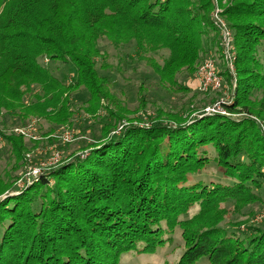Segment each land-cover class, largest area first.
Masks as SVG:
<instances>
[{
  "label": "trees",
  "instance_id": "16d2710c",
  "mask_svg": "<svg viewBox=\"0 0 264 264\" xmlns=\"http://www.w3.org/2000/svg\"><path fill=\"white\" fill-rule=\"evenodd\" d=\"M225 1L0 0V121L23 126L37 118L51 128L41 137L55 142V129L72 123L71 97L82 87L96 113L110 97L104 87L113 85L96 69L100 37L115 47L134 43L136 54L168 51L163 66L152 65L160 84L166 92L190 90L176 76L185 69L194 79L211 55L221 60L213 15ZM220 16L237 51L229 116L162 119L161 113L150 126H124L115 135L124 118L110 111L113 120L103 121L102 136L84 158L61 161L20 188L16 177L8 185L0 175V197L7 193L0 198V264H120L130 251L153 253L177 227L185 249L176 264L204 257L209 264H264V225L248 232L221 228L220 216L202 220L224 212L220 205L262 202L264 195V131L250 117L231 116L255 115L252 100L264 89V0H227ZM111 22H118L116 34L108 31ZM43 58L73 62L72 83ZM219 70L231 89L223 64ZM2 134L18 169L32 148L22 135ZM212 162L227 182H192ZM10 188L19 190L11 195ZM195 206L196 216L180 220Z\"/></svg>",
  "mask_w": 264,
  "mask_h": 264
},
{
  "label": "rangeland",
  "instance_id": "374dc122",
  "mask_svg": "<svg viewBox=\"0 0 264 264\" xmlns=\"http://www.w3.org/2000/svg\"><path fill=\"white\" fill-rule=\"evenodd\" d=\"M225 2L222 5L223 7ZM222 6L217 5V8L222 11ZM108 29L110 34H116L118 32V22L109 23ZM97 47L100 53L95 58L98 63L96 69L102 76L111 78L113 85L104 87V91L109 93L110 97L101 100V107L97 108L96 113L91 112V104L87 102L89 93L82 87L76 90L75 93L73 92L71 97L72 123L69 126L55 129L54 136H52L55 142H48L47 139L41 137L44 133H48L51 128L44 121L37 118L29 119L23 126L18 125L17 120L10 118H6L5 123L0 121V137L2 138L0 143V175L7 180L8 185L13 182L12 177L14 176L16 177L13 182L14 187H23L24 183L32 178L34 170L41 169L39 172L41 174L55 167L61 161L71 159V157L79 155L84 158L89 147L95 145V142H98V139L102 136L103 121L113 120L109 117L110 111L124 118L121 123L115 124L116 127L111 131V134L118 135L124 126H150L151 121L161 113L162 119L181 117L182 119H188L198 112H203V109L213 104L214 101L227 98L229 95L230 86L226 82L221 91L199 93L192 90L194 89V79L188 77V71L185 69L180 71L176 76V80L190 90L183 91L175 88L171 92H166L164 86L159 82V76L154 73L152 67L154 64L164 65L165 59L169 57V52L166 50H143L140 54H136L134 43L120 44V46L115 47L108 37H100L97 41ZM43 59L42 63L47 65L56 77L66 79L68 83H72L73 77L76 75V66L73 62L68 64H63L61 61L50 63L48 59ZM105 66L107 67L104 69ZM0 89L4 88L0 86ZM252 103L253 108L251 110L255 115L249 116L247 112L240 111L231 116L236 119L250 117L264 131V89L263 92L253 98ZM32 120L37 122L36 135L41 137L40 144L34 147L33 143L39 140L30 141L27 138L25 139L26 144L32 149L25 154L21 167L19 166L17 169L15 157L9 153L4 144L2 133L18 136L19 134L15 130L28 127ZM64 132L72 136L70 142H64L60 139ZM208 156L212 157L214 154L209 152ZM55 158H58L56 163L54 162ZM209 165L202 172L189 177L191 180L193 179L192 182L204 181L209 184L211 181L216 183L220 181L226 183L227 180L221 175L216 164L212 162ZM6 173L10 175L8 179ZM19 188L15 191L10 188L8 194H17L16 191ZM4 196H7V193L0 198ZM262 197V202H250L248 205L228 204L224 207L220 205V210H225L224 212L209 213L202 220L220 216V219H222V222H220L221 228H227L228 225L232 227L239 225L242 230L249 232L248 227L251 229L264 225V195ZM199 211L200 207L195 206L186 216L180 217V220L192 218ZM226 213L228 214L226 215ZM182 235V230L177 227L172 234H167L164 243L158 246L153 253L130 251L122 256L120 264H176L185 249V240ZM197 263L209 264V261L204 257Z\"/></svg>",
  "mask_w": 264,
  "mask_h": 264
},
{
  "label": "built area",
  "instance_id": "2783aa9c",
  "mask_svg": "<svg viewBox=\"0 0 264 264\" xmlns=\"http://www.w3.org/2000/svg\"><path fill=\"white\" fill-rule=\"evenodd\" d=\"M221 11L216 7L214 12V23L220 31V54L221 60L211 55L209 58L204 60L198 67L197 73L194 78V89L199 93H207L209 91H221L224 87V77L221 75L219 67L223 64L224 69L230 75V81L232 83V88L229 89V95L227 98L216 100L213 104L203 109L205 115H226L229 116L225 106L233 102L235 95V88L237 82V51L234 45L233 34L228 29L226 22L220 16ZM37 122L33 120L23 129H16L19 135H22L25 139L37 141L40 138L36 135ZM65 133V132H64ZM62 134L61 139L64 142H70L72 136L69 133ZM2 138L0 137V143ZM54 162H58V158L54 159ZM40 170H34L32 173V178L37 177L40 173ZM30 180V179H29ZM28 180V181H29Z\"/></svg>",
  "mask_w": 264,
  "mask_h": 264
}]
</instances>
